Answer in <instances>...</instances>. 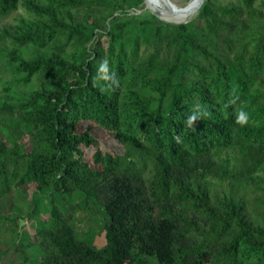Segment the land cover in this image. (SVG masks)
<instances>
[{"label":"trees","instance_id":"trees-1","mask_svg":"<svg viewBox=\"0 0 264 264\" xmlns=\"http://www.w3.org/2000/svg\"><path fill=\"white\" fill-rule=\"evenodd\" d=\"M255 1L205 0L190 22L154 17L132 39L107 24L118 7L88 9L106 0L34 8L9 53L19 77L1 97L0 198L31 185L40 198L27 210L31 237L5 236L0 215V264H264V12ZM19 3L0 0V18ZM152 32L157 45L166 38L165 53L141 52L156 48ZM19 88L29 89L10 94ZM96 129L121 150H103ZM231 149L235 164L217 160ZM95 205L103 225L81 237L75 220Z\"/></svg>","mask_w":264,"mask_h":264},{"label":"rangeland","instance_id":"rangeland-1","mask_svg":"<svg viewBox=\"0 0 264 264\" xmlns=\"http://www.w3.org/2000/svg\"><path fill=\"white\" fill-rule=\"evenodd\" d=\"M157 5H152L158 11L164 12L166 10L167 14L158 16L155 11L149 5L148 0H106V2H100L95 6H90L88 9L94 11L96 15H105V8L107 7L106 3H110L118 9L114 12L113 17H109L107 24L110 27L120 28L119 31L121 34H126L127 38L132 39L137 34H139L140 24L143 21L154 19L157 17L160 21L170 24V25H179L190 22L192 19L197 18L199 10L194 14L186 15H172L169 14V8L167 6L166 0H152ZM193 0H168L171 9L178 10L188 6ZM231 0H221V2L226 3ZM48 0H20L18 9L10 13L7 17L0 18V105L1 97L4 91V88L7 83L12 82L14 79L19 77L14 72L15 66L9 64L10 55L9 53L12 50L13 39L19 33L21 28L33 27L32 22H35V9L37 11H47ZM254 6L264 12V0H256ZM31 7L33 9H31ZM35 8V9H34ZM164 10H163V9ZM167 16V17H166ZM82 21H86L84 16H80ZM91 22V20H90ZM153 42L158 41L156 32H152ZM162 37L165 38V35ZM166 38L163 39L161 45H157L156 48L147 46L141 47V52L144 51L147 55L151 53H165L166 52ZM34 48L30 46L29 48L22 49V57L28 59L31 56ZM36 83V82H34ZM29 88L25 89H16L10 92L11 95H23V92L27 91ZM93 134L99 138L100 145L103 150H121L120 145L117 141L107 138L105 132L101 129L94 130ZM94 148L86 151V155L89 156L94 152ZM239 157V152L237 149H231L228 151L220 152L216 154L217 160L228 159L233 164H235V159ZM260 175H263L261 172ZM214 185L215 182L212 181ZM40 198L36 194L35 188L33 185L28 186L22 194H13L4 198H0V215H3L9 218L4 222V235L8 233L16 232V229L23 230L30 237L34 235V221L27 218V210L32 205V201ZM95 208H84L80 212L79 218L75 220V227L78 231L79 236L83 237L89 232H98L103 222L106 218V214L102 207L95 205ZM18 218L19 220H15ZM150 261L155 262L154 259Z\"/></svg>","mask_w":264,"mask_h":264},{"label":"clouds","instance_id":"clouds-1","mask_svg":"<svg viewBox=\"0 0 264 264\" xmlns=\"http://www.w3.org/2000/svg\"><path fill=\"white\" fill-rule=\"evenodd\" d=\"M99 68H100V70L102 72L107 73L109 71L108 61L107 60H103L100 63ZM104 79L105 80H110V79H112V77H110L108 75H105ZM115 83H117V85H118V82L117 81H115ZM205 115H207L206 112L205 113H199V114L193 113V114L189 115L187 117V119H186V122H185L186 123V126L189 127V128L193 127L194 123L198 119H200L202 116H205ZM244 122H246V114L241 111L236 116V123L239 124V123H244ZM176 139H177V142H180L179 137H177Z\"/></svg>","mask_w":264,"mask_h":264},{"label":"bare ground","instance_id":"bare-ground-1","mask_svg":"<svg viewBox=\"0 0 264 264\" xmlns=\"http://www.w3.org/2000/svg\"><path fill=\"white\" fill-rule=\"evenodd\" d=\"M149 5H157L156 3H154L152 0H148ZM198 2V0H193L188 6H186L185 8L182 9H178V10H173V9H169V11H174L171 14L172 15H186L191 13V11L193 10L194 6L196 5V3ZM158 6V5H157ZM159 7V6H158ZM163 9V8H162ZM164 10V9H163ZM164 12H166V10H164ZM167 17V16H166Z\"/></svg>","mask_w":264,"mask_h":264},{"label":"water","instance_id":"water-1","mask_svg":"<svg viewBox=\"0 0 264 264\" xmlns=\"http://www.w3.org/2000/svg\"><path fill=\"white\" fill-rule=\"evenodd\" d=\"M167 1V6H168V8L170 9L171 8V6H170V4H169V2H168V0H166ZM205 2V0H198V2L196 3V5L194 6V8H193V10L191 11V14H194V13H196L201 7H202V5H203V3ZM151 8L153 9V11H155V13L158 15V16H161V15H163V14H167V13H164V12H160V11H158L155 7H153L152 5H151ZM172 12H174V11H169V14H171Z\"/></svg>","mask_w":264,"mask_h":264}]
</instances>
